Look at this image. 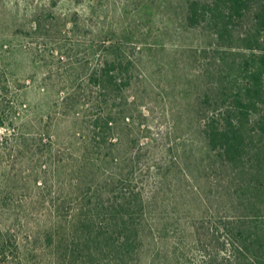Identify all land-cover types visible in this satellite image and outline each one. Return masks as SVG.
<instances>
[{"label":"rangeland","instance_id":"374dc122","mask_svg":"<svg viewBox=\"0 0 264 264\" xmlns=\"http://www.w3.org/2000/svg\"><path fill=\"white\" fill-rule=\"evenodd\" d=\"M190 1L210 2L0 0L5 66L21 85L13 90L18 121L30 134L43 133L41 144L15 143L0 168V223L24 264H67L55 260L47 237L55 221L70 236L73 212L87 209L91 196L113 211L123 204L139 225L132 251L106 262L111 250L101 264L236 261L227 258L234 241L227 230L231 222L250 224L236 191L257 171L218 157L204 130L231 105L228 75L249 54L240 38L251 15L222 39L211 20L188 24ZM105 58L135 68L131 86L109 103L113 130L101 140L91 128L98 109L74 95L93 92L84 81ZM262 149L252 162L264 161Z\"/></svg>","mask_w":264,"mask_h":264},{"label":"trees","instance_id":"16d2710c","mask_svg":"<svg viewBox=\"0 0 264 264\" xmlns=\"http://www.w3.org/2000/svg\"><path fill=\"white\" fill-rule=\"evenodd\" d=\"M248 14L251 15L252 26L240 39L249 54L231 69L228 81L234 90L229 95H224L232 97L231 105L209 118L204 135L207 146L218 157L238 168L243 166L241 170L245 173H249L251 169L257 171L236 191L246 211L243 220H249L250 224L248 226L245 221H241L243 224L231 222L227 232L229 236L234 235V241L229 245L233 254L230 251L227 258L231 260L234 256V264H264V161L252 162L264 147V114L260 113L264 109V0H210L206 4L190 1L187 21L190 26H195L202 21L211 20L217 28L219 38L231 40L232 31ZM37 26L33 33L41 31V25ZM5 48L0 45V168L3 166V155L7 151L13 154L12 147H16L15 143L23 146L30 139L41 144L43 138V133L30 134L24 131L23 124L18 121L20 113L14 101L13 90L17 91L21 85L7 71L4 60L7 50L3 51ZM35 56L36 59H44L39 51ZM134 68L135 65L128 59L121 61L105 58L84 81V86L91 88L93 92L74 95L83 105L98 109V115L91 123L93 138L98 135L104 140L112 132L113 112L106 111L109 103L122 98L123 92L131 86ZM254 114L260 116L254 125H250ZM45 155L42 152L41 156ZM249 162L252 164H248ZM245 193L247 197L244 199ZM88 201L87 209L74 211L71 222L68 221L70 230L71 225L76 227L70 236L65 233V229L62 232V226H56L57 221L53 223L56 233L48 235L47 242L49 245L55 243L57 262L84 264L99 260L101 264L102 256L107 258L111 250L115 251L114 257L106 262L124 256L125 251H132L139 229L134 219L135 212H127L122 207L123 204L114 211L108 209L101 203V197L94 201L91 196ZM77 224L82 228H77ZM16 251H19L17 241L11 239L8 229L0 223V264H24Z\"/></svg>","mask_w":264,"mask_h":264}]
</instances>
